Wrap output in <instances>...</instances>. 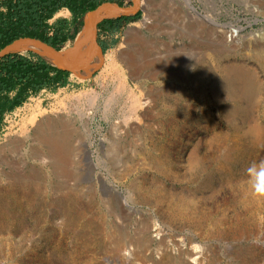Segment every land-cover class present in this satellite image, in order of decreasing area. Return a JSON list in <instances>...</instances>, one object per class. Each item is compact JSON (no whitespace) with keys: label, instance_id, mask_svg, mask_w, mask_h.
I'll return each instance as SVG.
<instances>
[{"label":"rangeland","instance_id":"rangeland-1","mask_svg":"<svg viewBox=\"0 0 264 264\" xmlns=\"http://www.w3.org/2000/svg\"><path fill=\"white\" fill-rule=\"evenodd\" d=\"M125 3L136 19L112 46L101 50L107 35L96 24L95 37L93 28L99 64L67 68L65 86L30 96L3 118L0 174L18 176L2 158L26 164L14 185L26 198L20 264H264V0H191L216 24L189 17L185 0ZM71 16L64 8L51 22ZM234 18L247 28L229 42L225 25ZM91 90L99 98H75ZM73 103L91 111L76 153L64 148L60 124L49 169L6 149L24 125L33 132L58 116L70 124ZM162 135L168 154L157 159L143 145ZM12 247L10 238L0 246L5 263L14 264Z\"/></svg>","mask_w":264,"mask_h":264},{"label":"bare ground","instance_id":"bare-ground-1","mask_svg":"<svg viewBox=\"0 0 264 264\" xmlns=\"http://www.w3.org/2000/svg\"><path fill=\"white\" fill-rule=\"evenodd\" d=\"M185 4H187V6L189 8V17H199V18H202V19L209 21L210 23L216 24L214 18H212L208 15H204L201 12H199L197 10V8L195 6H193V4L191 3V0H185ZM133 10H134V7H126V6L109 4L108 7H103L100 9L98 8V9L93 10V11H88L87 13H85L82 16L81 24H80L79 29L76 32L74 38L67 41V44L63 50L61 49L59 51H55V50L51 49L45 43H43L37 39H33V38H29V37L20 38V39L15 40L13 43L8 45L5 50L11 51V52H18V53H25V52L32 51V52L39 54L47 62L55 64L56 66L61 67V68L70 69V67H71V68L77 69L80 66L87 67V66H89V64H92L90 66V67H92L93 65L99 64L101 61L100 60V49H99V51L97 49L96 41H95V38L93 35V28L95 27V37H96V29H97L96 24H98L102 19H104V18H115L118 16L120 17L122 15L131 14L133 12ZM151 21H152V18L149 17L146 19L145 23H149ZM132 29H133V27L129 28L130 31ZM129 30H128V32H129ZM195 35H196V33H195ZM98 46L101 48V46L99 44H98ZM101 50H102V48H101ZM132 59H134V58L132 57ZM108 60L110 62H113L114 57L109 56ZM134 60H136V58ZM140 62H141V59H140ZM131 64H129V65H131ZM151 75H154V74H151ZM115 82H117V81H115ZM84 96L85 97L86 96L91 97L94 99L99 98V94L96 92V90L86 91L83 94H79V95L77 94V96L75 98H77L79 100ZM65 103H63V104H65ZM148 103H149V100H146L145 105H147ZM60 104H61V101H60ZM71 107L72 108L69 110V112L67 111L68 112L67 117L70 120V124H68L66 117L58 116L55 118L48 119V120L44 121V123L36 124V126L33 129V132L31 130H29L26 125H24L21 128V130H19V132H17L14 136L10 137L9 142L7 143L6 149L9 151V153H11V155L17 156L19 154V155H21L20 156L21 158L26 157V156H30L32 158L33 157H39L38 159L41 160L42 167L49 169L54 164L53 158H54L55 151H56L55 150V144L57 143V141L54 137V133L60 124V125H65V128L63 130L64 131L63 140H61V142L63 141L64 148H68V150H70V152L76 153L78 151V148L80 147L79 143H78V142H80L78 140V134H80V132H82V130L86 131L85 129H83V125L86 124V122H87L85 120L86 115L90 114L91 111H89V112L85 111L84 112L77 105H75V103H73L71 105ZM73 113H75V115H73L74 118L72 117ZM35 119H36V115H33L30 119V122L35 123L36 122ZM78 121H81V125H79V126L77 124ZM174 122H172L171 124H172V128L174 130H176L177 125ZM176 123H178V121ZM59 129H62V128H59ZM86 129H87V127H86ZM170 130H171V128H170ZM13 134H14V132H13ZM59 135H61V134H59ZM160 135H161V133H160ZM143 146L145 147L146 151L150 152V154L152 156L157 157V159H158V155H160V154H163V153L168 154V152H167L168 145H167L166 139L164 138L163 135L161 137H158V139L157 138L156 139L155 138L149 139ZM2 151H5V150L2 149ZM87 151H88V149H87ZM0 153H2V152H0ZM152 156H150V157H152ZM191 161H192L191 167H196L197 166L196 156H194L191 159ZM2 162L5 164H9L11 167H13L14 171H12V172H14L18 176H15V175L11 176L10 175L11 173L9 174V172H4V173L0 174V246L2 247L7 242L8 238H10L11 239V245H13V247L15 249V254H13L14 255V264H20V252L19 251H20L21 241H22V240H20V234H19V226H20L19 222L21 219L20 215L22 212L21 211L22 204L20 201L26 200V198H24V196L20 197L18 195V190L15 188L14 185L17 183V181L21 180L22 177L24 176L23 174H21V171H22V168H24L26 164H25V160L24 161L18 160V163H17V160L11 159V161H9L7 158H2ZM30 171L32 173L35 170L31 169ZM25 178L27 179L29 186L32 185L33 177H31V175H30V176H27ZM9 179H10V181H8ZM7 181H8V183L6 185H4V183ZM0 264H8V263H5L4 261H2L0 259Z\"/></svg>","mask_w":264,"mask_h":264},{"label":"trees","instance_id":"trees-1","mask_svg":"<svg viewBox=\"0 0 264 264\" xmlns=\"http://www.w3.org/2000/svg\"><path fill=\"white\" fill-rule=\"evenodd\" d=\"M125 6V0H0V51L20 38L40 39L56 50H61L70 38L69 29L82 16L109 4ZM67 8L73 15L50 23L54 15ZM136 16L122 15L105 18L98 27L119 31ZM103 50L106 46L100 41ZM70 71L47 62L35 53L9 52L0 57V126L7 112L23 104L30 96L43 89L55 91L68 82Z\"/></svg>","mask_w":264,"mask_h":264},{"label":"built area","instance_id":"built-area-1","mask_svg":"<svg viewBox=\"0 0 264 264\" xmlns=\"http://www.w3.org/2000/svg\"><path fill=\"white\" fill-rule=\"evenodd\" d=\"M253 12H257V8L251 7ZM247 25H244L242 19L234 18L225 25V38L229 42H234L242 38L244 31L246 30ZM252 36H259L258 32H252Z\"/></svg>","mask_w":264,"mask_h":264},{"label":"crops","instance_id":"crops-1","mask_svg":"<svg viewBox=\"0 0 264 264\" xmlns=\"http://www.w3.org/2000/svg\"><path fill=\"white\" fill-rule=\"evenodd\" d=\"M64 9V8H63ZM67 9V8H66ZM62 10V9H61ZM60 10V11H61ZM68 11H70L69 9H67ZM60 11H58L55 15H54V17H56V15L57 14H59L60 13ZM71 15H72V13H71ZM53 17V18H54ZM52 18V19H53ZM51 19V20H52ZM71 19V20H70ZM51 20H50V23H52L51 22ZM60 20V19H59ZM69 21H70V23L72 22V20H73V15L71 16V18H69L68 19ZM58 21V20H57ZM56 21V22H57ZM56 22H54L53 24H55ZM72 24V23H71ZM99 30H101L102 32H104L107 36V38L105 39V40H102V41H100L101 43H103L105 46H106V49H107V47H109V46H112L113 45V43H114V39H115V37H117V34H118V32L121 30H119V31H116V32H111V31H109V30H102V29H100L99 28ZM44 90V89H43Z\"/></svg>","mask_w":264,"mask_h":264},{"label":"water","instance_id":"water-1","mask_svg":"<svg viewBox=\"0 0 264 264\" xmlns=\"http://www.w3.org/2000/svg\"><path fill=\"white\" fill-rule=\"evenodd\" d=\"M113 4H116V3H113ZM119 6H120V5H119ZM104 19H105V18H104ZM104 19H102V20H104ZM102 20H101V21H102ZM101 21H100V22H101ZM100 22H99V23H100ZM99 23H98V24H99ZM33 39H36V38H33ZM37 40H39V41L45 43V44L48 45L51 49H53V50H55V51H59V50H56L55 48H53L52 46H50L49 44H47L46 42H44V41H42V40H40V39H37ZM9 45H10V44H9ZM6 47H7V46H6ZM6 47L0 51V57H2L3 55H5L6 53L11 52V51L5 50ZM53 65H54V64H53ZM55 66H56V65H55ZM66 69H67V68H66Z\"/></svg>","mask_w":264,"mask_h":264},{"label":"clouds","instance_id":"clouds-1","mask_svg":"<svg viewBox=\"0 0 264 264\" xmlns=\"http://www.w3.org/2000/svg\"><path fill=\"white\" fill-rule=\"evenodd\" d=\"M258 176L261 181H264V166L261 167L260 172L258 173Z\"/></svg>","mask_w":264,"mask_h":264}]
</instances>
